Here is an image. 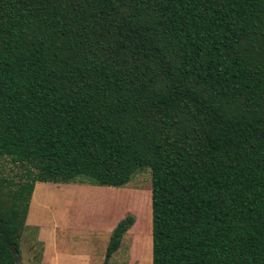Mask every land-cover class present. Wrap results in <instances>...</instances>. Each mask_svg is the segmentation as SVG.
<instances>
[{
    "label": "trees",
    "instance_id": "1",
    "mask_svg": "<svg viewBox=\"0 0 264 264\" xmlns=\"http://www.w3.org/2000/svg\"><path fill=\"white\" fill-rule=\"evenodd\" d=\"M3 158L0 264L36 182L144 166L152 264H264V0H0Z\"/></svg>",
    "mask_w": 264,
    "mask_h": 264
},
{
    "label": "rangeland",
    "instance_id": "2",
    "mask_svg": "<svg viewBox=\"0 0 264 264\" xmlns=\"http://www.w3.org/2000/svg\"><path fill=\"white\" fill-rule=\"evenodd\" d=\"M19 170L9 158L0 174ZM16 179V178H14ZM132 216L119 249L108 264H152L151 169H137L122 186L91 184L79 175L71 183L36 182L20 238L21 264H102L115 225Z\"/></svg>",
    "mask_w": 264,
    "mask_h": 264
},
{
    "label": "water",
    "instance_id": "3",
    "mask_svg": "<svg viewBox=\"0 0 264 264\" xmlns=\"http://www.w3.org/2000/svg\"><path fill=\"white\" fill-rule=\"evenodd\" d=\"M19 260V254L16 253L15 255V261H18Z\"/></svg>",
    "mask_w": 264,
    "mask_h": 264
}]
</instances>
